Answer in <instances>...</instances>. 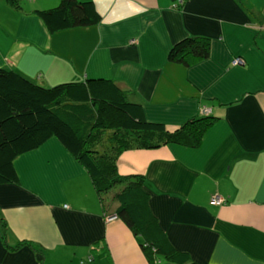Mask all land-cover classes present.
Instances as JSON below:
<instances>
[{"label":"crops","instance_id":"crops-1","mask_svg":"<svg viewBox=\"0 0 264 264\" xmlns=\"http://www.w3.org/2000/svg\"><path fill=\"white\" fill-rule=\"evenodd\" d=\"M91 1L99 23L51 33L32 12L60 0H22L24 11L0 0V67L45 87L112 79L170 131L218 117L199 147L126 149L118 170L144 178L153 214L194 261L264 264V0ZM188 36L210 38V55L170 61ZM14 164L18 182L0 184V264H150L134 232L108 219L117 191L102 201L59 139ZM216 194L226 203L214 204ZM19 242L32 246L12 248Z\"/></svg>","mask_w":264,"mask_h":264},{"label":"trees","instance_id":"trees-1","mask_svg":"<svg viewBox=\"0 0 264 264\" xmlns=\"http://www.w3.org/2000/svg\"><path fill=\"white\" fill-rule=\"evenodd\" d=\"M5 1L13 9L24 11L22 0ZM32 13L51 33L101 20L91 0H60L54 7ZM210 52V38L188 36L172 46L168 58L190 66ZM217 119L202 115L170 131L162 123L148 121L143 105L130 101L112 79L45 87L16 70L0 67V184L18 182L15 159L56 137L87 169L102 201L108 192L122 185L115 194V215L138 237L150 264H208L194 261L189 252L172 244L150 208L144 178L121 175L118 158L126 149L157 148L169 143L199 147ZM0 224L5 238L6 222L1 219ZM24 245L32 246L30 242H19L12 248Z\"/></svg>","mask_w":264,"mask_h":264},{"label":"built area","instance_id":"built-area-1","mask_svg":"<svg viewBox=\"0 0 264 264\" xmlns=\"http://www.w3.org/2000/svg\"><path fill=\"white\" fill-rule=\"evenodd\" d=\"M242 62L243 61L241 60V58H236L234 60V64H241ZM204 111H207V110H204ZM212 202L214 204H224V203H226V200L222 196L216 194V195L212 196ZM116 218H117L116 215L108 217L109 220H114ZM88 261H91V258H88ZM85 263H86V261L82 262V264H85Z\"/></svg>","mask_w":264,"mask_h":264},{"label":"rangeland","instance_id":"rangeland-1","mask_svg":"<svg viewBox=\"0 0 264 264\" xmlns=\"http://www.w3.org/2000/svg\"><path fill=\"white\" fill-rule=\"evenodd\" d=\"M119 189H120V186L116 187L113 191H118Z\"/></svg>","mask_w":264,"mask_h":264}]
</instances>
